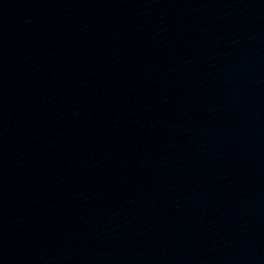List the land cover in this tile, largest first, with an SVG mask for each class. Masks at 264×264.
<instances>
[{"label":"water","instance_id":"95a60500","mask_svg":"<svg viewBox=\"0 0 264 264\" xmlns=\"http://www.w3.org/2000/svg\"><path fill=\"white\" fill-rule=\"evenodd\" d=\"M0 264H264V0H0Z\"/></svg>","mask_w":264,"mask_h":264}]
</instances>
